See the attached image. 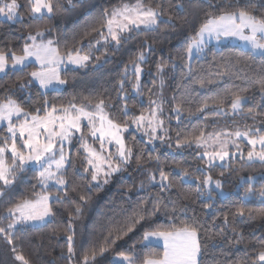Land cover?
<instances>
[{
    "label": "snow or ice",
    "instance_id": "obj_1",
    "mask_svg": "<svg viewBox=\"0 0 264 264\" xmlns=\"http://www.w3.org/2000/svg\"><path fill=\"white\" fill-rule=\"evenodd\" d=\"M72 3V0H68ZM209 8L217 9V13L206 12L205 19L199 24L195 35L188 38V44L184 50L182 66L187 69L182 73L184 79L192 83H199L201 88L210 87L214 81L210 78H197L193 75L191 61L194 57L203 53L207 44L215 40L218 44L224 40L235 39L242 42L248 50V58L259 56L264 61V0H235V3H228L225 0L222 4H215L213 0H204ZM27 12L34 20H43L46 17L52 18L55 13L62 9L54 0H25ZM23 5L20 0H0V16L9 22H23L21 12ZM156 7L149 6L145 0H135V3H123L112 9H104L100 17L91 24L83 33L80 39L73 37L72 43L65 42L63 52L57 46L54 39H46L45 33L49 29H36L22 37L23 44L20 54L14 50H0V73H20L21 78L26 75L29 79L18 86L25 91V95L31 100L32 93L28 91L35 83L41 90L43 97L41 107L33 111H27L17 100L5 97L0 100V125H4L5 135L0 136V198L7 195L8 190L16 183L17 176L29 166L38 168L37 183L40 191H35L32 199H20L18 201L8 200L3 208V215H0V236H3L11 245L14 234L20 228L36 224H47L51 222L59 209L56 205L72 204L69 211V221L66 228L67 256L69 264L75 255L74 242L76 229L74 222L82 213V205L88 201V196L79 195L80 203L70 199L69 193L76 189L71 186L66 178L68 168L73 166V157L70 154V146L73 138H76L80 148L85 155L83 159V171L90 175V182L96 184L100 190L103 184L109 183L115 173L125 171L127 166L133 163V150L124 139V133L134 127L136 131L143 132L147 137V143L153 146L156 151L155 142H165L168 136V129L164 126L161 115L164 111V100H150L147 112L141 111L139 115L132 112L128 104V96L125 84L130 83L131 88L141 93V75L144 72L143 65L146 63V56L154 51L153 46L147 42L143 47L147 51H140L134 60L123 67V76L117 82V96L121 103L120 111L124 119L117 122L111 118L107 108L111 106V97L103 96L82 97L79 102L69 101L65 103H50L47 99L49 92H59L67 80L62 72L86 68L92 61H99L100 57L95 52L107 54L111 49L118 51L123 43L133 38L134 33L150 31L159 28L161 24L170 25L172 18L163 19L164 12ZM228 9V10H225ZM93 36L85 43V39ZM240 58L235 63L229 62L232 67L240 64ZM34 64L38 65L35 70L28 71ZM70 66H72L70 68ZM176 65L174 64L173 67ZM167 67L166 62L156 65L157 74L161 75V89L163 88L162 74ZM225 68V72L227 71ZM243 72V69H239ZM224 73H218L223 75ZM246 79H252L260 86V100L258 103L247 107L248 97L240 93L244 89L226 90L223 94L203 99L197 107L198 112H205L213 116H227L229 112L222 105L226 98L231 99L230 111L233 116L239 115L245 119L251 117L253 120L258 115L264 116V68L252 77L245 74ZM162 97V93H161ZM175 99V97H173ZM260 109L257 112V109ZM173 111L175 119L181 120L185 111L182 108V101L176 103ZM191 115V112H189ZM158 133H162L158 135ZM91 137L92 143H89ZM246 142L250 149L246 155L241 149L240 142ZM99 143V150L93 145ZM177 149L192 148L198 149L196 159L205 165V168L197 166L194 175L187 167L176 163L173 171L176 176L164 171V163L159 155L149 156V160L155 159L159 165L158 173L146 170L148 187H159L161 191L171 190L175 185L174 179L178 177L184 181H195L196 191L203 195L208 193L211 200L212 191L221 188L220 180H213L210 169L220 167L227 169L236 160L248 162L259 161L264 163V126H248L243 129L237 127L234 130L221 129L205 134L203 129L193 135L181 136L176 134L174 141ZM114 148L109 150V148ZM171 149L173 143H168ZM79 152V149H77ZM137 166L142 164L141 157L135 158ZM223 175V171L221 172ZM252 179L248 177L243 180L248 184L246 195H254ZM102 180V183H101ZM214 186V187H213ZM145 188L144 183L140 185ZM264 197V191L259 193ZM147 198L137 204L129 221L123 226L112 228L104 238L103 244L92 246L84 252L81 264H95L97 257L103 256L110 247L118 240L128 236L141 222H147L161 211V200L152 202L151 209L145 208ZM208 208L212 204L207 205ZM55 209V210H54ZM183 210V209H181ZM233 217H244L245 209L238 208ZM229 224L228 216H224V225ZM151 229V230H148ZM224 229H219V235H223ZM235 236L234 243L239 244L243 239V233L235 227L232 228ZM205 233L204 239H208ZM201 227L195 222H183L179 227L153 228L145 223V230L141 237V243L146 248L155 247L162 243V253H152L137 256L132 250L121 251L117 254L118 259L113 264H203ZM13 253L17 250L12 247ZM247 259H242L238 264H264V248L256 251L254 255L247 254ZM15 259L22 264H30L29 260L22 254L17 253Z\"/></svg>",
    "mask_w": 264,
    "mask_h": 264
},
{
    "label": "trees",
    "instance_id": "obj_2",
    "mask_svg": "<svg viewBox=\"0 0 264 264\" xmlns=\"http://www.w3.org/2000/svg\"><path fill=\"white\" fill-rule=\"evenodd\" d=\"M23 5L21 12L23 22H9L0 17V50H14L20 54L23 44L22 37L36 29H49L46 32L57 41V46L63 52L65 42L71 44L73 37L80 39L88 27L93 24L101 15L104 9H112L123 3H135V0H58L61 11L55 13L52 18L34 20L27 12L25 0H20ZM57 0H54L56 3ZM225 0H213L215 4H222ZM243 0H241V3ZM149 6L160 5L164 12L163 19L172 18L170 25L161 24L159 28L150 31H140L133 34V38L123 43L118 51L111 49L107 54L95 52L100 60L90 62L86 68H78L62 72L67 84L62 86L59 92H49L47 99L50 103H67L69 101L79 102L82 97L94 95L103 96L106 99L111 97V106L107 108L110 116L117 122L124 119L120 111V99L117 96V82L123 76V67L134 60L140 51H147L143 45L145 42L153 46L154 51L146 56V63L143 65V79L141 82V93L137 94L131 84H125L128 96L129 108L139 115L141 111L147 112L150 100H164L162 114L164 126L168 129V136L165 142H155L156 151L153 146L147 143V137L136 131L134 128L125 133L126 144L133 150V163L127 166L125 171L115 173L109 183L103 184L100 190L90 182V175L83 171L84 151L76 138H73L70 146V154L73 157V166L68 168L66 178L76 190L69 193L70 199L80 203L79 195L88 196L86 204L82 205L83 213L75 220L76 229L74 249L75 255L71 264H81L82 256L92 246L103 244L108 232L118 226H123L129 221L137 204L147 198L145 208L150 210L152 202L161 200V211L157 212L147 222H141L135 230L118 240L112 245L109 251L103 256L97 257L95 264H111L115 254L132 249L137 256L152 253H162L163 247L156 245L146 248L140 242L145 230V223L153 228L179 227L183 222L195 221L201 227L202 261L203 264H238L242 259H247L246 253L254 255L256 251L264 248V197L259 193L264 191V163L259 161L248 162L236 160L230 168L222 169L213 167L210 174L213 180H220L221 187L227 194L225 196L212 191V199H208V193L200 195L196 191L195 181L180 180L176 177L173 181L174 187L171 190L161 191L159 187H148L146 170L158 173L159 165L155 159L149 160V156L159 155L164 163V171L176 173L173 168L176 163L187 167L194 175L197 166H206L196 159L198 149L175 147L174 141L177 132L184 135H193L201 129L205 134L219 131L221 129L234 130L245 125L262 127L264 116L258 115L255 120L247 119L230 111L231 99L226 98L222 107L229 112L227 116H213L205 112H198L197 107L203 99L223 94L226 90L244 89L240 94L248 97L247 107L258 103L260 100V86L248 77L257 75L264 68V61L257 55L248 58V50L239 43H223L215 48L207 49L205 56L193 58L191 61L194 69L193 75L199 78H210L214 83L210 87L201 88L199 83H192L183 78L182 73L187 69L182 66V57L188 44V38L195 35L199 24L205 19L206 12L217 13V9L209 8L204 0H145ZM228 3H235V0H228ZM228 10V9H225ZM93 36L85 39V43ZM240 58L241 63L232 67L229 62L235 63ZM166 62L167 67L162 74L163 88L161 89V75L157 74L156 65ZM176 65L173 67V65ZM227 71L225 72V68ZM34 64L28 71L35 70ZM243 69V72L239 69ZM218 73H224L218 75ZM20 73L0 75V100L5 97L20 102L27 111H33L41 107L39 86L33 83L28 89L32 93L31 100L25 95V91L19 88L20 83L28 81ZM162 93V97H161ZM175 97V99H173ZM182 101V108L185 109L181 120L175 119L173 111L176 103ZM211 105V100L209 99ZM260 109H257L259 112ZM191 112V115L189 114ZM132 128V127H131ZM162 133H158L161 135ZM5 135L4 126L0 128V136ZM89 142L92 143L91 137ZM168 143H173L169 149ZM99 147V143H95ZM240 146L246 154L250 145L240 142ZM79 149V152H77ZM141 157L142 164L137 166L135 158ZM223 171V175L221 172ZM38 169L28 167L17 176L16 183L8 190L5 197L0 198V215H3V208L8 200L18 201L20 199H32L35 191L39 192L37 183ZM251 177L254 195H246L248 184L244 179ZM145 188L141 189V183ZM212 204L211 208L207 205ZM73 205L65 203L56 205L59 209L55 218L44 225H27L20 228L13 236L10 245L8 241L0 236V264H22L15 259L17 253L24 255L30 264H69L67 256L66 228L69 221V211ZM240 207L245 209L244 217H233V213ZM54 209V210H55ZM183 209V210H181ZM227 215L229 224L224 225V216ZM2 226V225H0ZM235 227L243 233V239L239 244L234 243L235 236L232 228ZM223 228V235H219V229ZM151 230V229H148ZM205 233L208 239H204ZM15 246L17 252L13 253Z\"/></svg>",
    "mask_w": 264,
    "mask_h": 264
},
{
    "label": "rangeland",
    "instance_id": "obj_3",
    "mask_svg": "<svg viewBox=\"0 0 264 264\" xmlns=\"http://www.w3.org/2000/svg\"><path fill=\"white\" fill-rule=\"evenodd\" d=\"M231 41H232V43H239V44H241L242 46H244L245 47V45L242 43V42H240V41H238V40H235V39H230ZM225 41H228V40H224V41H222V42H220L219 44H222L223 42H225ZM211 43H214V44H218L215 40H211V41H209L208 42V44L207 45H211ZM218 44V45H219ZM246 48V47H245ZM142 79H143V74L141 75V80H140V83L142 82ZM165 112V110L163 111V113ZM162 113V114H163ZM111 118H112V116H111ZM161 118H162V115H161ZM4 125H0V128L1 127H3ZM142 134H143V132H141ZM124 135V139H125V133L123 134ZM144 135V134H143ZM125 142H126V139H125ZM90 143V142H89ZM95 148H97L98 150H99V147H97L96 145H93ZM242 149V148H241ZM109 150H113L114 151V148H109ZM243 150V149H242ZM246 155V154H245ZM30 167V166H29ZM32 167H36V166H32ZM37 168V167H36ZM38 169V168H37ZM115 175V174H114ZM112 178V177H111ZM101 183H102V180H101ZM92 184L93 185H96L94 182H92ZM214 187V186H213ZM217 193H220L221 195H223V196H225L227 193L226 192H224V190L222 189V187L220 188V189H216L215 190ZM31 225V224H30ZM36 225H44V224H36ZM33 226V225H32ZM158 245H160V246H162V243L161 244H158ZM118 254V253H117ZM117 254H115L114 255V257H113V260H112V263L111 264H113V261L114 260H116V259H118V257H117Z\"/></svg>",
    "mask_w": 264,
    "mask_h": 264
},
{
    "label": "crops",
    "instance_id": "obj_4",
    "mask_svg": "<svg viewBox=\"0 0 264 264\" xmlns=\"http://www.w3.org/2000/svg\"><path fill=\"white\" fill-rule=\"evenodd\" d=\"M1 18H4L3 16H0ZM6 19V18H5ZM45 38L46 39H54V37H51L49 34L45 33ZM55 40V39H54ZM36 65V64H35ZM36 67H38V65H36ZM72 66H70L71 68ZM0 75H3V73H0Z\"/></svg>",
    "mask_w": 264,
    "mask_h": 264
}]
</instances>
